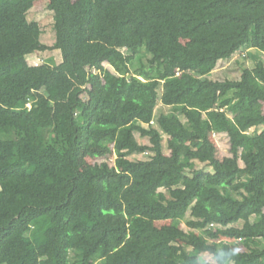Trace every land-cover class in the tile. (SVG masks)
Instances as JSON below:
<instances>
[{
	"label": "trees",
	"instance_id": "obj_1",
	"mask_svg": "<svg viewBox=\"0 0 264 264\" xmlns=\"http://www.w3.org/2000/svg\"><path fill=\"white\" fill-rule=\"evenodd\" d=\"M36 1L0 0V40L31 29L0 49V264H264V0H49L53 45ZM96 138L114 163L86 159Z\"/></svg>",
	"mask_w": 264,
	"mask_h": 264
},
{
	"label": "rangeland",
	"instance_id": "obj_2",
	"mask_svg": "<svg viewBox=\"0 0 264 264\" xmlns=\"http://www.w3.org/2000/svg\"><path fill=\"white\" fill-rule=\"evenodd\" d=\"M49 0H38L36 1L32 11L30 12L29 19L30 21H36L40 24L42 29V35H41V41L43 43H46L48 45H53L56 37H55V31L53 28L54 25V19L53 15L47 8ZM3 42H2V41ZM0 41L2 42L0 49H13V48H20L23 46H29L31 44V29L28 26L27 29H25L24 33H20L16 37H9V38H3ZM20 40V42H17ZM0 45V46H1ZM249 50L242 49L239 52H237L231 59L222 60L219 62L218 67L214 73V78L219 79H225V78H232L237 79L240 77L242 73V67L241 63H244L248 66H253L254 61L251 58H247L245 55L248 53ZM125 53H130L128 49H124ZM148 58H150V55L145 54L144 55V61L147 63ZM50 59H54L56 62H60L62 60V54L59 50H46V51H36L35 53L31 54L28 57L29 63L32 65L41 64L44 61H48ZM104 69H103V78L107 83V86H114L116 84L117 79V72L115 69L108 63L104 62ZM92 88V86H89ZM84 96L87 98V95L84 94ZM263 129V126L254 127L250 131L246 133H240L239 139L242 143H245L249 141L256 133L260 132ZM167 135L164 137V144L166 146L165 151L166 153L170 154L171 151L167 148ZM138 139L141 143L149 144V138L142 137L140 134H138ZM211 139L214 141L216 145V156L218 159L222 160L226 156L230 155V139L229 136L226 133H212ZM114 145L110 140H103L100 138L94 139L93 145L89 152L86 154V159L90 163H96V162H102L105 160H109L110 162L114 163L115 156H102L100 153L103 151V145ZM135 158L140 159H146L150 157L149 154H135L133 155ZM205 164L198 162L197 167H203ZM210 169V167L208 166ZM213 212H216L215 209H213ZM254 222H256L255 227L256 228H262L263 225L259 222H257V215H254L252 217ZM169 220H163L159 221V225H163L166 223H169ZM238 226H242L243 223L239 222L236 224ZM184 228L187 229L186 224H183ZM258 242L261 241V239H257ZM211 255L209 253L205 254V258L210 259Z\"/></svg>",
	"mask_w": 264,
	"mask_h": 264
},
{
	"label": "built area",
	"instance_id": "obj_3",
	"mask_svg": "<svg viewBox=\"0 0 264 264\" xmlns=\"http://www.w3.org/2000/svg\"><path fill=\"white\" fill-rule=\"evenodd\" d=\"M31 105H32V103H31V102H29V103L27 104V106H28V107H30Z\"/></svg>",
	"mask_w": 264,
	"mask_h": 264
},
{
	"label": "clouds",
	"instance_id": "obj_4",
	"mask_svg": "<svg viewBox=\"0 0 264 264\" xmlns=\"http://www.w3.org/2000/svg\"><path fill=\"white\" fill-rule=\"evenodd\" d=\"M236 254V251L235 250H233V252H232V255H235Z\"/></svg>",
	"mask_w": 264,
	"mask_h": 264
}]
</instances>
